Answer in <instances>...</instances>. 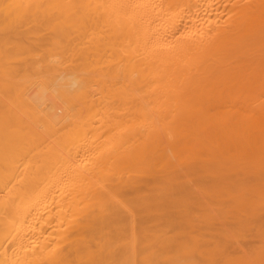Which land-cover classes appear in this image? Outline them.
Returning <instances> with one entry per match:
<instances>
[{
	"label": "bare ground",
	"instance_id": "obj_1",
	"mask_svg": "<svg viewBox=\"0 0 264 264\" xmlns=\"http://www.w3.org/2000/svg\"><path fill=\"white\" fill-rule=\"evenodd\" d=\"M0 264H264V0H0Z\"/></svg>",
	"mask_w": 264,
	"mask_h": 264
}]
</instances>
